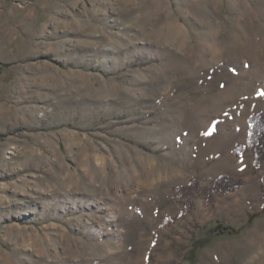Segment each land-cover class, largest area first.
<instances>
[{"label":"rangeland","instance_id":"rangeland-1","mask_svg":"<svg viewBox=\"0 0 264 264\" xmlns=\"http://www.w3.org/2000/svg\"><path fill=\"white\" fill-rule=\"evenodd\" d=\"M257 112L264 0H0V264H264Z\"/></svg>","mask_w":264,"mask_h":264},{"label":"trees","instance_id":"trees-1","mask_svg":"<svg viewBox=\"0 0 264 264\" xmlns=\"http://www.w3.org/2000/svg\"><path fill=\"white\" fill-rule=\"evenodd\" d=\"M249 123L248 146L253 153L254 166L258 168L264 162V114L262 112L255 113L250 118ZM214 184L215 193L217 195H223L229 191L238 189L242 185V182L226 175H221L215 179ZM196 185L197 183L192 181L180 191H190Z\"/></svg>","mask_w":264,"mask_h":264}]
</instances>
